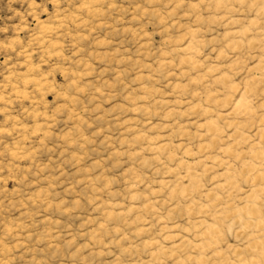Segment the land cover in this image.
<instances>
[{
    "label": "rangeland",
    "instance_id": "1",
    "mask_svg": "<svg viewBox=\"0 0 264 264\" xmlns=\"http://www.w3.org/2000/svg\"><path fill=\"white\" fill-rule=\"evenodd\" d=\"M258 1L0 0V264H264Z\"/></svg>",
    "mask_w": 264,
    "mask_h": 264
},
{
    "label": "bare ground",
    "instance_id": "2",
    "mask_svg": "<svg viewBox=\"0 0 264 264\" xmlns=\"http://www.w3.org/2000/svg\"><path fill=\"white\" fill-rule=\"evenodd\" d=\"M256 1H258V0H256ZM258 2H259L258 3V6H259L258 11H260V12L264 11V3L260 2V1H258ZM47 30L48 29L46 27L42 28L43 32H46ZM240 109H245V101L241 98L236 100L234 102V105H233L234 111L235 110L238 111ZM208 127H214L213 123L209 122ZM261 132L264 133V128L261 130ZM253 146H254V144H253ZM160 148H163V147L161 146ZM251 149H252L251 150L252 161L245 163L244 166L246 167V169L254 170L256 179H262L264 177V170L257 167L259 164L257 165V163L254 161V159H259L261 157H264V151L262 148L257 147V146L251 147ZM227 151H229V150H227ZM230 153H232V152L230 151ZM225 182L231 184L230 178L226 179ZM257 191H259V190H256V189L251 190L250 196L247 198L248 201H246V203L242 207L235 210L234 218H236L238 220L237 221L238 223L240 222V225L242 228H259V229H261V227L264 224L263 221L261 220V218L257 216V213L260 211L259 208L256 206V204L254 202L250 201V199L254 198ZM204 233L205 234L207 233L208 238H210L212 235H215L217 233V228L213 225H207L205 227ZM207 245H209V243L206 244L205 242H202V243H199V245H197V246L198 247H204ZM247 247H249L250 250H255V251L260 250L259 253L257 252V256H256L257 258L259 257V254H261V255L264 254L263 253L264 252V250H263V248H264V235H258L257 237H255L248 244ZM215 254L219 255V253H217V252ZM197 261H198L197 264H199V263H201L202 260L198 259ZM237 264H244V261L239 260V261H237ZM253 264H256V263H253Z\"/></svg>",
    "mask_w": 264,
    "mask_h": 264
}]
</instances>
